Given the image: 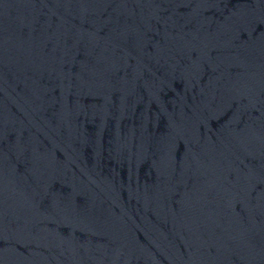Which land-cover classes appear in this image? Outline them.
Listing matches in <instances>:
<instances>
[{
  "label": "water",
  "instance_id": "water-1",
  "mask_svg": "<svg viewBox=\"0 0 264 264\" xmlns=\"http://www.w3.org/2000/svg\"><path fill=\"white\" fill-rule=\"evenodd\" d=\"M0 264H264V0H0Z\"/></svg>",
  "mask_w": 264,
  "mask_h": 264
}]
</instances>
